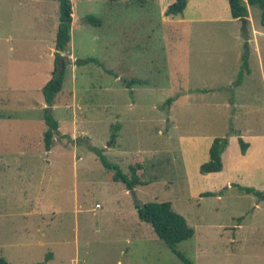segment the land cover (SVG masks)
Wrapping results in <instances>:
<instances>
[{
	"label": "rangeland",
	"instance_id": "obj_1",
	"mask_svg": "<svg viewBox=\"0 0 264 264\" xmlns=\"http://www.w3.org/2000/svg\"><path fill=\"white\" fill-rule=\"evenodd\" d=\"M150 1H76L79 13L91 9L88 15L102 26L86 23L77 30L73 53L78 60L93 57L104 67L76 65L73 74L65 67L52 112L59 135L50 152L43 150L40 189L34 158L23 160L32 178H19L5 168L3 154L21 148L34 153L46 129L44 110L36 105L43 99L37 88L51 78L58 5L55 0H0V109L22 104L14 123L0 121V257L9 264L41 263L47 254L46 264H183L138 219L131 191L112 179L91 147L127 175L131 165L142 163L139 175L147 185L133 190L135 198L140 204L169 202L186 219L194 236L179 243L177 251L192 264H264V202L257 204L236 189L222 200H197L191 189L200 175L198 159L190 154L192 148L200 156L207 137H224L231 130L264 132V83L255 45L247 44L253 31L264 33L260 10L250 7L245 25L179 26ZM112 20L119 26L105 33ZM257 41L264 60V37ZM238 50L250 56L254 75L235 92L229 80ZM135 78L147 84L133 85L130 92L124 81ZM191 88L196 91L184 93ZM169 98L174 101L165 105ZM115 124L121 127L113 141ZM36 203L41 216L29 212Z\"/></svg>",
	"mask_w": 264,
	"mask_h": 264
},
{
	"label": "crops",
	"instance_id": "obj_2",
	"mask_svg": "<svg viewBox=\"0 0 264 264\" xmlns=\"http://www.w3.org/2000/svg\"><path fill=\"white\" fill-rule=\"evenodd\" d=\"M18 1V0H17ZM29 1V0H27ZM32 3H38V0H30ZM56 1V0H55ZM72 4V25L70 29V42H69V50L67 51L66 54V66L70 69V72L73 74V72L77 70V58L73 53V42H74V37L72 36L77 30L80 28H83L84 22L80 23V20H84L86 16H88L89 13H92L91 9L86 8V12L84 13H79L75 7L76 1L77 0H70ZM107 2L110 3H115L117 5V0H106ZM159 6V9L162 10L164 13L166 9L168 8L169 5L173 4L175 0H152L150 1L151 4H155ZM86 4L92 5L93 0H86ZM141 4H143V1H141ZM56 5V4H55ZM57 6V5H56ZM247 11L249 14V8L251 6H248L246 4ZM121 13V11H120ZM115 15H118L117 11H114ZM174 18V22H176L177 25L179 26H184L188 25L190 26L191 24H205V23H221V24H234L236 22H241L239 20L233 19L231 17L230 13V8L228 4V0H187L186 6L182 12V14L177 15V16H172ZM107 20H111L108 18ZM55 24L52 25V29L57 31V26H58V19L55 18ZM101 21V20H100ZM245 21L249 22V18L246 17ZM151 22V21H150ZM46 24L47 21H46ZM149 20L146 22V27H147V35H149V30H153L150 28ZM101 26H102V21H101ZM100 26V27H101ZM115 26H119L117 23L112 20L111 22H107L104 26L105 33H107V29L111 28L114 29ZM122 29V25H120ZM53 30V31H54ZM141 31V30H140ZM53 33V32H52ZM56 33V32H55ZM54 35V41H55V35ZM153 34V31L151 32ZM254 38L247 39V44L250 42H253L255 47L254 51L256 53L257 59H258V68H259V77L261 82L264 83V60H263V52L258 44L257 37L261 36L264 37V33L260 31H253ZM142 35L141 33H137L136 35ZM237 34H235L236 40H239V37L237 38ZM249 38V36H248ZM251 48V47H250ZM51 49V55L52 53L56 51L53 46L50 48ZM251 50V49H250ZM249 50V53H250ZM242 52L238 50L237 52V58H236V66L234 68V73L233 76L230 78V83L234 84L236 80L234 78L238 76L241 63H242ZM250 59V56H248ZM76 59V60H75ZM249 59H248V72H245L243 74L242 81L239 85H234L233 86V91L238 92V89L241 88V84L247 79L250 78L254 75L251 67L249 66ZM76 62V64H72L71 62L73 61ZM55 58H53L52 65L50 64L48 67L50 70V74L48 77L52 76L53 70L55 68ZM80 66V65H79ZM240 66V67H239ZM76 69V70H75ZM239 69V70H238ZM74 72V73H75ZM50 80V78L46 79L44 84L41 87H38L37 90L41 92V89L43 86ZM140 80V79H139ZM143 83H146L143 81ZM147 84V83H146ZM62 91V90H61ZM183 91V90H182ZM195 88L187 89L184 93H191L195 92ZM208 90H204L203 92L206 93ZM42 94V93H41ZM43 98V96H42ZM22 104H17L15 108H1L0 109V121H8L14 123V120L17 119L19 114L22 112L18 107ZM36 105L40 110H44L47 108V105L44 102V99H40L39 102H36ZM57 108V105L54 103L52 106V112ZM34 106L30 108V110H33ZM58 122V121H57ZM59 123H58V131H59ZM43 134V132H41ZM40 135L38 137V144H34V153L31 152V154H28V151L24 150V148H21L19 151H12V152H6L4 153L3 156L4 158H7L8 161H4V164L6 165L5 168H10L12 171H15L19 174L20 177H28L31 179L32 178V168L30 169V173L26 172V162L23 161L25 158L29 156V158H34V174L35 177L37 174L39 175V185L41 189V182H42V169H43V164H42V153H43V135ZM240 137L248 144V148L246 150V153L242 155L240 153V148L238 145V136H233L231 135L228 140L227 147L225 151L223 152L221 159H222V171L217 172V173H209L206 175H198L196 180L198 179L197 183L195 180V185L192 186L191 192L192 196L196 198L197 200L203 201L206 198H215L217 200H222V196L224 193L231 191L232 189H235L232 187V185H239L242 187H251L254 188L255 190L262 191L264 192V132L260 133H249L248 135L243 134V132L238 133ZM23 135V134H22ZM215 137H207L208 139L207 145L204 149V151L201 153L200 156L197 155L193 151L192 148H190V154L195 155V159L197 158L198 160L195 162V169L196 171L199 172V166L205 162L208 161L209 159V148L210 145ZM198 144V143H197ZM199 145V144H198ZM38 149V151H37ZM194 149L197 151L198 147L197 145H194ZM189 151V150H186ZM186 157H185V165H189V155L187 152ZM46 152V151H45ZM50 152V151H48ZM199 152V151H198ZM38 153V155H37ZM34 154V155H33ZM1 160H2V155H0ZM38 159V160H37ZM1 163V161H0ZM25 165V166H24ZM1 166V164H0ZM2 167V166H1ZM36 179V178H35ZM24 183L29 184L28 181H25ZM200 187V188H198ZM220 191H223L221 195L215 196V197H201L203 193L210 192V193H218ZM127 192V191H126ZM34 200L35 202H40V199L37 200V195H34ZM264 202V201H263ZM261 203V202H259ZM257 203V204H259ZM97 206V205H96ZM20 207L19 209H21ZM1 209V208H0ZM18 209V210H19ZM5 210V209H3ZM29 212H32L34 215H42V210L40 207H37V203L32 205L31 204V209ZM239 228L241 227L240 225L238 226ZM40 230V229H37Z\"/></svg>",
	"mask_w": 264,
	"mask_h": 264
},
{
	"label": "trees",
	"instance_id": "obj_3",
	"mask_svg": "<svg viewBox=\"0 0 264 264\" xmlns=\"http://www.w3.org/2000/svg\"><path fill=\"white\" fill-rule=\"evenodd\" d=\"M58 5V26L55 35L54 48L56 51L66 54L69 50L70 29L72 25V4L70 0H56ZM187 0H175V2L168 6L165 15L177 16L182 14ZM231 17L233 19L242 21L246 24L245 18L248 17V6H255L260 10V25L264 31V0H228ZM90 24L94 27H100L101 21L88 15L84 19V24ZM248 54L242 56L241 70L236 78L235 85H239L242 81L243 74L248 72ZM93 63L101 68L104 66L97 59L90 57L85 60H77V65ZM66 67V60L63 62L62 69L56 66L53 70L50 80L43 86L41 93L47 108L44 109V122L46 129L43 133V147L44 151H50L53 138L59 135L58 122L52 116V106L54 105L55 97L61 92L64 79V70ZM106 72V71H105ZM108 74H110L107 71ZM143 85V81L139 79H130L124 81V85L131 92L133 85ZM173 98L167 99L164 104L171 105ZM120 124H115L112 127L111 139L114 141L117 138V132L120 129ZM235 134L238 136V145L240 153L244 155L248 148V144L240 137L239 134L231 130L224 137H216L213 139L209 148V159L207 162L199 166V174L206 175L209 173H217L222 171L221 156L225 151L229 137ZM91 151L95 154L100 164L109 172H112V179L124 185L127 191H133L138 186H146L147 182L140 177L139 174L143 171L141 162L130 166V175H127L120 170V168L109 162L102 154V150L91 147ZM240 194L250 195L255 197L257 203L264 201V192L255 190L251 187H242L239 185H232ZM223 191L218 193L206 192L201 197H212L221 195ZM137 217L140 221L150 225L156 236L163 241V243L171 250L173 254L183 263L192 264L190 260L184 257L177 251V245L183 241L189 240L194 236V230L188 225L186 219L180 214L174 212L169 202H150L145 204L134 203ZM51 258V254H47L45 261L37 264H46ZM0 264H9L0 257Z\"/></svg>",
	"mask_w": 264,
	"mask_h": 264
},
{
	"label": "water",
	"instance_id": "obj_4",
	"mask_svg": "<svg viewBox=\"0 0 264 264\" xmlns=\"http://www.w3.org/2000/svg\"><path fill=\"white\" fill-rule=\"evenodd\" d=\"M79 22H80V23H83L84 20L82 19V20H80ZM54 56H55V65H56V67H57L59 70L62 69L63 62L66 60V56L64 55V53H61V52H58V51H55V52H54ZM131 193H132V195H133V197H134V201H135V203H136V204H140V203L136 200V198H135V193H134V191H131ZM141 205H142V204H141Z\"/></svg>",
	"mask_w": 264,
	"mask_h": 264
},
{
	"label": "built area",
	"instance_id": "obj_5",
	"mask_svg": "<svg viewBox=\"0 0 264 264\" xmlns=\"http://www.w3.org/2000/svg\"><path fill=\"white\" fill-rule=\"evenodd\" d=\"M96 207H98V206H96Z\"/></svg>",
	"mask_w": 264,
	"mask_h": 264
}]
</instances>
